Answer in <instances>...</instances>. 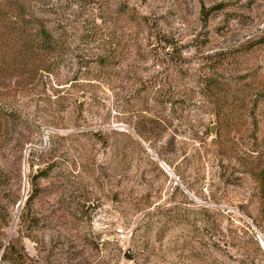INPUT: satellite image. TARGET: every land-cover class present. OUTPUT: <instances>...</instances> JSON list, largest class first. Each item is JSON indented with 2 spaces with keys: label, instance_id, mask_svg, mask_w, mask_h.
<instances>
[{
  "label": "rangeland",
  "instance_id": "1",
  "mask_svg": "<svg viewBox=\"0 0 264 264\" xmlns=\"http://www.w3.org/2000/svg\"><path fill=\"white\" fill-rule=\"evenodd\" d=\"M8 12L0 264H264V0Z\"/></svg>",
  "mask_w": 264,
  "mask_h": 264
},
{
  "label": "trees",
  "instance_id": "2",
  "mask_svg": "<svg viewBox=\"0 0 264 264\" xmlns=\"http://www.w3.org/2000/svg\"><path fill=\"white\" fill-rule=\"evenodd\" d=\"M34 0H0V9L5 8L8 13L13 15V19H21V25L23 27L27 25L35 26V36L37 43L39 44V49L41 51H45L48 53H52L54 51L55 47L59 45L61 42H63V38L60 37V33L63 31H58L61 28H48L46 25V22L43 18H37L36 16L28 15L26 17L25 14L28 8H30V3H32ZM6 6V7H5ZM19 9V10H18ZM22 11L21 14L17 13L18 11ZM16 12V14H14ZM124 13V12H122ZM201 17L203 19L207 18V13H204L203 8L200 11ZM68 19V16H67ZM60 24V23H59ZM60 32V33H59ZM159 42L165 43V48L169 47L168 42L164 38L158 39ZM216 80L212 78H208V80L205 82L204 87L207 89L214 85ZM264 175V173H263Z\"/></svg>",
  "mask_w": 264,
  "mask_h": 264
},
{
  "label": "water",
  "instance_id": "3",
  "mask_svg": "<svg viewBox=\"0 0 264 264\" xmlns=\"http://www.w3.org/2000/svg\"><path fill=\"white\" fill-rule=\"evenodd\" d=\"M209 132H210V134H213L214 133V128H213V126H210V128H209ZM125 257L126 258H128V256L125 254Z\"/></svg>",
  "mask_w": 264,
  "mask_h": 264
}]
</instances>
